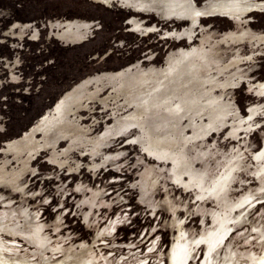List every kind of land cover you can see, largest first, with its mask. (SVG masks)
I'll use <instances>...</instances> for the list:
<instances>
[{"label":"rangeland","instance_id":"1","mask_svg":"<svg viewBox=\"0 0 264 264\" xmlns=\"http://www.w3.org/2000/svg\"><path fill=\"white\" fill-rule=\"evenodd\" d=\"M186 258L264 264V0H0V264Z\"/></svg>","mask_w":264,"mask_h":264},{"label":"flooded vegetation","instance_id":"2","mask_svg":"<svg viewBox=\"0 0 264 264\" xmlns=\"http://www.w3.org/2000/svg\"><path fill=\"white\" fill-rule=\"evenodd\" d=\"M180 249H183L180 247ZM179 251H177V253H175V256L178 254ZM188 258V257H187ZM187 258L185 259V263L184 264H187Z\"/></svg>","mask_w":264,"mask_h":264}]
</instances>
